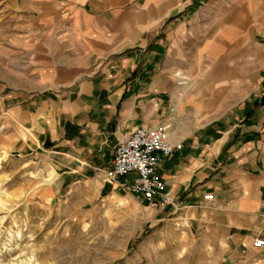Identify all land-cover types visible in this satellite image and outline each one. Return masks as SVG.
I'll return each mask as SVG.
<instances>
[{
	"label": "crops",
	"instance_id": "1",
	"mask_svg": "<svg viewBox=\"0 0 264 264\" xmlns=\"http://www.w3.org/2000/svg\"><path fill=\"white\" fill-rule=\"evenodd\" d=\"M233 4L242 15L231 39L218 0H0V160L18 163L25 184H46L47 202L118 205L200 241L209 264H264L254 246L264 240V44L250 36L264 29V0ZM200 22L256 69L226 89L232 115L196 127L203 91L189 93L171 59ZM159 125L182 149L158 169L171 204L154 208L104 178L120 143Z\"/></svg>",
	"mask_w": 264,
	"mask_h": 264
},
{
	"label": "rangeland",
	"instance_id": "2",
	"mask_svg": "<svg viewBox=\"0 0 264 264\" xmlns=\"http://www.w3.org/2000/svg\"><path fill=\"white\" fill-rule=\"evenodd\" d=\"M218 1L230 8L223 13L227 20L221 30L232 39L239 31L234 19L242 14L234 10L235 0ZM213 10L215 21L220 14L217 6ZM212 24L206 29L201 22L194 26L171 59L173 63L176 60L179 81L188 84L189 93L198 95L197 87L203 91L196 102L203 120L195 116L196 127L232 115V108L223 103L226 89L233 88L241 74L250 78L256 69L249 60H237L244 56L238 43H217L219 28ZM253 29L250 36L264 44V29ZM219 47L226 49L223 56H219ZM260 54L263 56L264 50ZM263 64L260 60L259 72ZM11 159L0 160V264H209L215 259L202 252L200 241L176 237L169 228L149 226L142 215L118 205L84 206L75 212L56 200L47 202L41 198L46 184H25L29 175H18L20 166ZM189 245L194 249L188 252Z\"/></svg>",
	"mask_w": 264,
	"mask_h": 264
},
{
	"label": "built area",
	"instance_id": "3",
	"mask_svg": "<svg viewBox=\"0 0 264 264\" xmlns=\"http://www.w3.org/2000/svg\"><path fill=\"white\" fill-rule=\"evenodd\" d=\"M180 144L171 142L169 128L159 125L139 127L116 148V156L105 182H118L119 189L143 197L152 207L171 204V192L158 173L160 166L176 151ZM205 200H212L206 196ZM257 249L264 247V240L254 242Z\"/></svg>",
	"mask_w": 264,
	"mask_h": 264
},
{
	"label": "bare ground",
	"instance_id": "4",
	"mask_svg": "<svg viewBox=\"0 0 264 264\" xmlns=\"http://www.w3.org/2000/svg\"><path fill=\"white\" fill-rule=\"evenodd\" d=\"M50 179H52V176L50 177Z\"/></svg>",
	"mask_w": 264,
	"mask_h": 264
}]
</instances>
